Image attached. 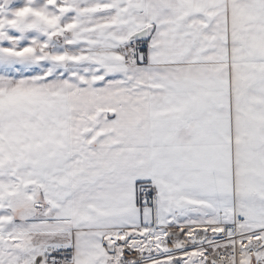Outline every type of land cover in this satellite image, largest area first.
<instances>
[{
  "label": "snow or ice",
  "instance_id": "6c2138e0",
  "mask_svg": "<svg viewBox=\"0 0 264 264\" xmlns=\"http://www.w3.org/2000/svg\"><path fill=\"white\" fill-rule=\"evenodd\" d=\"M0 264H264V0H0Z\"/></svg>",
  "mask_w": 264,
  "mask_h": 264
}]
</instances>
